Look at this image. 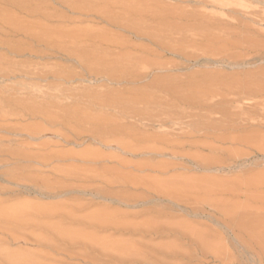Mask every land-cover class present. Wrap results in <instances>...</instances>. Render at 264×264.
<instances>
[{"label": "rangeland", "instance_id": "374dc122", "mask_svg": "<svg viewBox=\"0 0 264 264\" xmlns=\"http://www.w3.org/2000/svg\"><path fill=\"white\" fill-rule=\"evenodd\" d=\"M103 5L146 10L140 33ZM1 15L0 264H264V0H0ZM22 25L69 38L47 48ZM208 83L209 109L158 91Z\"/></svg>", "mask_w": 264, "mask_h": 264}, {"label": "bare ground", "instance_id": "6f19581e", "mask_svg": "<svg viewBox=\"0 0 264 264\" xmlns=\"http://www.w3.org/2000/svg\"><path fill=\"white\" fill-rule=\"evenodd\" d=\"M107 1V0H106ZM117 3V2H116ZM75 4V3H74ZM106 4V3H105ZM121 5V4H120ZM97 6V5H96ZM124 6V5H123ZM71 7V10L73 9L74 11H84L82 8H80L79 7V5H71L70 6ZM111 7L112 6H109V5H103V6H101L100 8H98L99 9V11L100 12H102V14L104 13V14H106L107 16H105V21L107 22V23H109V24H114V25H116V26H121L122 25V23L123 22H125V21H128V23L126 22L125 23V26H123V27H120V28H122L123 30H135L137 33H140V31H139V26H137V25H139L138 23H136V21H133L134 19L133 18H136L139 22L144 18V16L146 17V10L145 11H143V9H137V7L134 9H131V8H129V7H127V6H124V7H121V8H123L122 10H124L125 11V13H124V15H126V16H128V17H126L125 16V18H123L122 20H120V18L121 17H119V16H115V15H112L111 14V12H112V10H110L111 9ZM118 7H120L119 5H118ZM87 8V7H86ZM91 7H89V9H90ZM97 8V7H96ZM142 8V7H141ZM82 9V10H81ZM88 9V8H87ZM145 9V8H144ZM38 10V9H37ZM86 10V9H85ZM119 10V9H118ZM94 11H95V8H94ZM94 11H93V13H94ZM123 11V12H124ZM35 12V11H34ZM79 12V13H80ZM98 12V11H97ZM122 12V13H123ZM39 13V12H38ZM74 13V12H73ZM87 13H90V12H87ZM159 13V12H158ZM31 14H32V12H31ZM101 14V13H100ZM162 14V13H161ZM4 15V14H3ZM43 15V14H42ZM49 15V14H48ZM93 15V14H92ZM121 16H122V14H120ZM123 15V16H124ZM156 15V14H155ZM158 15H160V14H158ZM2 16V15H1ZM150 16V15H149ZM154 16V15H153ZM1 19H3L4 20V22L5 21H7V22H9L10 24H12V18L10 17V18H8V16H2V17H0ZM46 18V17H45ZM51 18V17H50ZM55 18V17H54ZM102 18V17H101ZM151 18V17H150ZM150 18H149V20H150ZM163 18V17H162ZM0 19V20H1ZM53 19V18H52ZM64 19V18H63ZM125 19V20H124ZM45 20V19H44ZM146 21H148V20H146ZM2 21H0V23H1ZM3 22V23H4ZM68 22V21H67ZM142 22V21H141ZM140 22V23H141ZM3 23H1V25H0V30H1V28H2V25H3ZM6 23V22H5ZM143 23H145V22H143ZM124 24V23H123ZM5 25V24H4ZM13 25V24H12ZM163 25V24H162ZM23 26V27H22ZM22 26H18V29H21V31L20 30H18L19 32H22V30L24 31V35L26 34L25 32H27V35L26 36H28V37H30V39H31V37L32 38H37V40L39 39V41L40 42H38V43H42V45L43 46H45V47H47V48H51V49H55V48H61V47H64V45H65V43H64V41H65V38H67L68 37V35H66V33L64 32V31H58V30H51V29H48V28H45L44 26H40V25H37V28H40V32H36V29L34 28V25L33 26H28V27H26V26H24V25H22ZM145 26H146V23H145ZM5 27V26H4ZM3 27V28H4ZM14 27H15V29H16V26L14 25ZM46 27H47V25H46ZM162 27V26H161ZM161 27H160V29H161ZM145 28V27H144ZM143 28V29H144ZM163 28V27H162ZM170 28H171V26H170ZM9 29V28H8ZM165 29H167L166 27H165ZM68 30V29H67ZM162 30V29H161ZM69 31V30H68ZM1 32V31H0ZM71 32V31H70ZM72 32H73V30H72ZM28 34H30V35H28ZM87 34V33H86ZM86 34L85 35H80V36H83V37H90L89 35H87L86 36ZM31 35H34V37L33 36H31ZM69 38V37H68ZM74 38V37H73ZM73 38H71V39H73ZM82 38V37H81ZM74 39H76V40H74ZM73 39V41H74V45H75V42L77 43V44H79V42H78V39L77 38H74ZM80 39V38H79ZM68 40V39H67ZM33 41V40H32ZM68 43V42H67ZM67 45H69V44H67ZM66 45V46H67ZM72 45V44H71ZM78 47V46H77ZM69 48V47H68ZM75 48H76V46H75ZM79 48V47H78ZM76 50V49H75ZM82 52H80V54H81ZM77 54V53H76ZM79 54V55H80ZM82 57H85L86 56V58H88V55L87 54H85V55H83V53H82V55H81ZM81 57V58H82ZM85 58V59H86ZM142 62V61H141ZM123 75H125V73H123ZM217 78V77H216ZM215 78V79H216ZM252 80V79H251ZM236 81V80H235ZM249 81V80H248ZM241 82V81H240ZM229 83V82H228ZM232 83V82H231ZM246 83V82H245ZM209 84V85H208ZM208 84H206L205 86V88L204 87H201V86H199V85H193L192 87H190L191 89H192V91H193V95L191 94L190 96H188L186 93L187 92H189V91H187V92H185V95H187V96H185L184 95V93H183V91H176V90H168V89H165V88H162V87H160L159 89L160 90H158V91H161V92H163V93H165L166 92V94L168 95V96H171L170 98H172L173 99V101H172V99H171V101H172V103H169L170 105L171 104H173V105H171V106H173L174 108L175 107H184V106H186L187 108L189 107V108H192V109H194V111L196 110V108H203V109H205V108H207V109H209L210 107H208L207 105H203V103H199L198 101H196L198 98L200 99V97H205V96H211L212 98L215 96V88H214V85L215 84H212V83H208ZM234 84H236L237 85V82L236 83H234ZM233 84V85H234ZM242 84V86L243 85H245L244 83H241ZM249 84H251V83H249L248 82V84H247V86L246 87H248V85ZM259 84H261V83H259ZM204 85V84H203ZM225 85H227V84H225ZM238 85H240V84H238ZM261 85H263V84H261ZM164 86V85H163ZM241 86V87H242ZM251 86V85H250ZM254 86H256V83H255V85L253 84V86H251V89L253 90V88L252 87H254ZM264 86V85H263ZM159 87V86H158ZM157 87V88H158ZM223 87H226V86H223ZM229 87H231V86H229ZM228 87V88H229ZM233 87H237V86H233ZM245 87V88H246ZM250 88V87H249ZM217 89V88H216ZM242 89V88H241ZM244 89V88H243ZM218 90V89H217ZM233 90V89H232ZM152 91V90H151ZM240 91H242V90H240ZM247 92H248V90H246ZM245 91V92H246ZM250 91V90H249ZM256 91V89L254 90V92ZM257 91L258 92H261V93H264V88L263 87H261V88H257ZM191 92V91H190ZM254 92H251V94L252 93H254ZM257 92V93H258ZM148 93V92H147ZM147 93H145V94H141V95H138L134 100L131 98H129L130 100H133L135 103H140V104H145V106H146V104L147 105H149L148 103L152 100V99H154L155 97H157V95L155 94V97L154 96H151L152 94H147ZM176 93H179V97L178 96H176L175 94ZM241 93V92H240ZM243 93H244V91H243ZM249 93V92H248ZM247 93V94H248ZM260 93V94H261ZM229 94H231V93H229ZM232 94H234V93H232ZM239 94V93H238ZM246 94V93H245ZM255 94V93H254ZM259 94V95H260ZM163 95V94H162ZM175 95V96H174ZM258 94H255V96H257ZM229 96V95H228ZM239 96H241V94L239 95ZM254 96V95H253ZM160 96H158V98H159ZM198 97V98H197ZM227 97V96H226ZM252 97V96H251ZM228 98V97H227ZM242 98V97H241ZM245 98V97H244ZM156 99V98H155ZM225 99V98H224ZM254 99V98H253ZM125 100H127V99H124V103L126 102L127 103V101H129V100H127V101H125ZM226 100V99H225ZM228 100V99H227ZM122 99L120 100V99H116L115 101H113V103H112V105H115L116 103H118L117 104V106H119V107H121L122 106ZM166 101V100H165ZM170 101V102H171ZM224 101V100H223ZM230 101V100H229ZM110 102H112V100L110 101ZM114 102H115V104H114ZM174 102V103H173ZM108 104L107 105H110L111 103H109V102H107ZM122 103V104H121ZM130 103V102H129ZM131 103H132V101H131ZM177 103H179V104H177ZM36 104V103H35ZM120 104V105H119ZM128 104V103H127ZM175 104H177V106H175ZM207 104H208V101H207ZM21 105H22V103H21ZM39 105V104H38ZM132 105H135V104H132ZM24 107H25V105H24ZM31 107V106H30ZM42 107V106H41ZM40 107V108H41ZM125 108H128V110L130 109L129 107H126V106H124ZM124 107H123V114L126 112L125 111V109H124ZM147 107V106H146ZM162 107V106H161ZM167 107V106H166ZM185 107V108H186ZM131 108H132V106H131ZM148 108V107H147ZM155 108V107H154ZM173 108V109H174ZM213 108V107H212ZM228 108V107H227ZM25 109H27L26 107H25ZM44 109V108H43ZM133 109H135V106H134V108ZM170 109H172L171 107H170ZM172 109V110H173ZM177 109V108H176ZM191 109V110H192ZM38 110V109H37ZM49 111L48 109H46V107H45V109H44V111ZM127 110V109H126ZM127 110V112H126V114L129 112ZM45 111V112H46ZM135 112H134V114L136 113V114H139L140 113V111L141 110H138L139 112L137 113V110L135 109L134 110ZM143 111V110H142ZM201 111V110H200ZM225 111H226V108H225ZM39 112V111H38ZM43 112V111H42ZM176 112H177V110H176ZM73 114H69V115H67L66 117L68 118V120L69 119H71V120H76V118H79L78 116H76V114L74 113V112H72ZM132 113V112H131ZM142 113V112H141ZM174 112H172V114H173ZM181 113V112H180ZM196 113V112H195ZM224 113V112H223ZM33 114V113H32ZM39 114H42V113H40L39 112ZM50 114V113H49ZM143 115L145 114L144 112L142 113ZM142 114H139V115H142ZM150 114V113H149ZM176 114V113H175ZM170 115V117H171V119H172V117H174V118H176L177 116L176 115ZM256 115H257V113H255ZM254 114V115H255ZM48 115V114H47ZM138 115V116H139ZM156 115V114H155ZM181 115V114H180ZM198 115V114H197ZM211 115V114H210ZM224 115V114H223ZM235 115V114H234ZM234 115H231V114H229L227 111L225 112V118L227 117V118H229V120L231 119V117L232 116H234ZM168 116V115H167ZM176 116V117H175ZM192 116V115H191ZM195 116H196V114H195ZM154 117H156V116H154ZM199 117V116H198ZM202 118L203 117H206V116H201ZM66 118V119H67ZM145 118H146V116H145ZM187 118V117H186ZM251 118V117H250ZM255 118V117H254ZM80 119V118H79ZM169 119V118H168ZM177 119H178V117H177ZM78 120V119H77ZM82 120V119H81ZM80 120V121H81ZM173 120V119H172ZM181 120V119H180ZM79 121V120H78ZM161 121V120H160ZM176 121V120H175ZM179 121V120H178ZM157 123V122H156ZM162 123H164V120H162ZM229 123V122H228ZM159 124V123H158ZM208 124V123H207ZM206 126V125H205ZM197 129V128H196ZM214 129V128H213ZM218 129V128H217ZM220 129V128H219ZM198 132V131H197ZM121 133V132H120ZM122 134H125V133H122ZM121 146H122V144H121ZM123 147H124V145H123ZM125 148V147H124ZM212 163V162H211ZM207 166V165H206ZM211 166V165H210ZM92 218V217H91ZM123 219V218H122ZM118 220V221H117ZM92 222V224H96L97 225V227L96 228H106V227H110V226H112V228L113 229H121V228H123V230L124 229H128V227H129V230H130V228H133V229H140L139 227H137V226H132V225H130V226H128L127 227V224H126V226L125 225H123V221H122V223L119 221V219H106V218H104V217H98V216H96V217H93L92 218V220H91ZM120 222V223H119ZM93 226V225H92ZM122 226V227H121ZM125 226V227H124ZM148 229H147V228ZM146 227H144V231L146 232V229L150 232V233H155V231H154V229L155 228H157L154 224H149V225H147ZM245 227L247 228V229H249L251 226H246L245 225ZM142 228V227H141ZM132 229V230H133ZM143 229V228H142ZM251 229V228H250ZM249 229V230H250ZM253 229V228H252ZM153 230V231H152ZM155 230H157V229H155ZM143 231V230H142ZM148 232V233H149ZM148 233H146V234H148ZM145 234V235H146ZM156 234V233H155ZM141 235H143V234H141ZM152 236V235H151ZM51 242H49V244H50ZM122 244V243H121ZM51 247L52 248H55L54 246H53V244L51 243ZM57 245V244H56ZM115 245V244H114ZM123 245V244H122ZM173 247V246H172ZM56 248H58L57 246H56ZM55 248V249H56ZM136 248V247H135ZM118 251V254H115V255H120L119 253H121L122 254V256H124V260H129V258H135V259H139L141 256H143L141 253H143V252H141L140 254H139V251L140 250H138V249H133L132 247H130V246H125V244L123 245V247H120L119 246V249L118 248H116ZM170 249H172V248H170ZM57 250V249H56ZM172 251V250H171ZM146 252V251H145ZM168 252V251H167ZM173 253H174V251H173ZM178 253V252H177ZM141 255V256H140ZM149 255V254H148ZM147 255V256H148ZM151 255V254H150ZM149 255V256H150ZM109 256V255H108ZM127 256V257H126ZM136 256V257H135ZM140 256V257H139ZM145 256V255H144ZM153 256V255H152ZM116 257V256H115ZM127 259H126V258ZM46 258V257H45ZM142 258V257H141ZM151 258V257H150ZM44 259V258H43ZM47 259V258H46ZM122 259V260H123ZM119 260V259H118ZM121 260V258H120V262L122 261ZM137 260H133L132 262H136ZM89 262V261H88ZM118 262V261H117ZM116 261H115V263H117ZM131 262V263H132ZM151 262H153V261H151ZM37 263V262H36ZM36 263H31V264H36ZM141 263V262H140ZM145 263H147V262H145Z\"/></svg>", "mask_w": 264, "mask_h": 264}]
</instances>
